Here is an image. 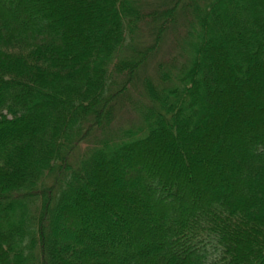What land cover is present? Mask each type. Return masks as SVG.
I'll list each match as a JSON object with an SVG mask.
<instances>
[{
  "label": "trees",
  "instance_id": "obj_1",
  "mask_svg": "<svg viewBox=\"0 0 264 264\" xmlns=\"http://www.w3.org/2000/svg\"><path fill=\"white\" fill-rule=\"evenodd\" d=\"M0 264H264V0H0Z\"/></svg>",
  "mask_w": 264,
  "mask_h": 264
},
{
  "label": "rangeland",
  "instance_id": "obj_2",
  "mask_svg": "<svg viewBox=\"0 0 264 264\" xmlns=\"http://www.w3.org/2000/svg\"><path fill=\"white\" fill-rule=\"evenodd\" d=\"M152 196H155V194H153ZM184 204H194L195 205V202L192 200V201H187V200H181L178 202L177 206L174 207V209H177L178 207H180L181 205H184Z\"/></svg>",
  "mask_w": 264,
  "mask_h": 264
}]
</instances>
